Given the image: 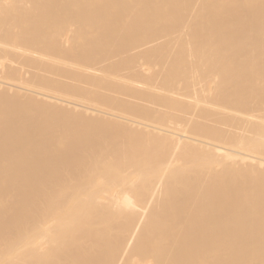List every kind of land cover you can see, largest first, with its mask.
Here are the masks:
<instances>
[{
	"label": "bare ground",
	"instance_id": "bare-ground-1",
	"mask_svg": "<svg viewBox=\"0 0 264 264\" xmlns=\"http://www.w3.org/2000/svg\"><path fill=\"white\" fill-rule=\"evenodd\" d=\"M0 264H264V0H0Z\"/></svg>",
	"mask_w": 264,
	"mask_h": 264
}]
</instances>
